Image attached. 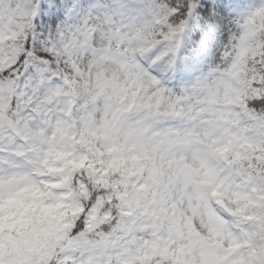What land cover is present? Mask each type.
<instances>
[{
    "label": "snow or ice",
    "instance_id": "obj_1",
    "mask_svg": "<svg viewBox=\"0 0 264 264\" xmlns=\"http://www.w3.org/2000/svg\"><path fill=\"white\" fill-rule=\"evenodd\" d=\"M0 264H264V0H0Z\"/></svg>",
    "mask_w": 264,
    "mask_h": 264
}]
</instances>
